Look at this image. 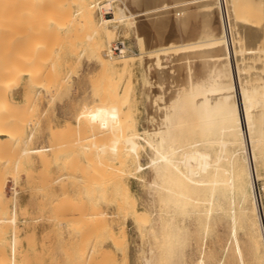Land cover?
<instances>
[{"label": "bare ground", "instance_id": "6f19581e", "mask_svg": "<svg viewBox=\"0 0 264 264\" xmlns=\"http://www.w3.org/2000/svg\"><path fill=\"white\" fill-rule=\"evenodd\" d=\"M4 1L0 0V150H3V145L6 142H10L5 144L7 146L10 144L11 146L12 144L17 145L20 142V128L18 126L20 108L18 102L15 101L17 90L16 85L13 86V82L24 75L32 82L36 76L37 79L39 76L45 78L44 75L47 78L49 73L47 67L52 62L50 59L46 60V56L42 53L46 46L45 41L52 39V37L47 36L45 41L41 40V37L39 39L37 37V34L40 33L39 30H43L40 29L43 26V20L41 22L40 18H37L38 15L36 17L35 14L39 11L37 8L45 4L48 5L45 8H49V11L52 10L51 12H54L55 15L57 11L52 8L53 3L47 2L51 0H21L18 2L21 6L17 4L20 9L18 8L17 20L15 19L12 28L13 30L14 27H17V30L12 34L14 37L11 34L10 37L8 35L10 31L6 29L7 20H2L1 17L4 16L2 14L8 15L14 10L11 9L13 7L11 6L9 9L11 13L4 11ZM53 1L56 2V0ZM75 1L78 19L88 30V35L85 37L87 39L86 49L96 57L95 63L97 65L105 64L110 69L119 71L116 77L131 72L132 63L136 58L129 55L125 56L124 46L121 47L122 49L119 48L118 54L120 55L117 58L113 57L112 49L109 46L111 42H109L108 32L109 35L113 36L116 26H122L124 31H132L141 50L137 59L144 67L142 80L147 96V102L145 101L147 121L141 134L137 131L140 136L135 137L133 135L135 138L132 136V138L127 139L125 145L120 148L121 152H129L135 156L143 151L148 157L147 165L144 168L138 160L131 163L132 174L136 175V179L139 178L138 182L143 186L147 197L141 209L133 205L129 214L131 215L129 218L132 220L133 217L134 220L132 221L134 224H132L135 228L140 229L137 244L138 264H182L185 262V249L189 242V232L188 226L183 221L189 218L195 221L202 236L198 246L200 257L198 256L197 262V264H202L204 262L203 241L209 228L212 227L209 223H214L215 214L214 220L216 222L230 224L229 242H233L239 263L244 264V261L236 237L237 227L245 230L247 236L246 250L253 263L264 264V219L260 213L259 196L261 194L259 195V191L255 187L256 180L261 178L257 172V164L264 157V0H247L241 8L244 12L239 19L235 15L240 12L238 11L240 8L236 6L239 0H105L109 9L113 10V17L104 18L100 16L99 19H96V14L92 11V0ZM51 5L53 6L51 7ZM15 7L16 5L13 8ZM45 8L42 6L43 10ZM65 8L69 10V7L65 6ZM36 9L37 12L30 13L27 11ZM56 9L59 10L57 5ZM66 12L67 10L63 12L64 15ZM12 14L10 16H13ZM48 16L50 17L49 13ZM7 23H10V19ZM69 23L71 24V22ZM11 24L13 25V22ZM76 24L79 26L78 23ZM76 26L75 28L79 30L80 27ZM22 28L24 34L20 33L21 35H19V30L22 31ZM107 28L109 29L108 32ZM50 30L49 28L48 31ZM77 32L73 31V34H77ZM53 36L55 37V35ZM69 36L67 35V38ZM72 38H74L73 35ZM9 48L12 50L11 55L8 51ZM169 50L177 52L172 53L168 61H164V55L165 53L168 54L167 51ZM75 51L78 52V49ZM53 76L57 77L55 74L50 75V77ZM93 88L95 87H92L94 93L96 88L94 91ZM49 92L51 93L50 90ZM53 92L55 93V91ZM51 96L49 95L47 98ZM97 97L99 96L97 95ZM97 97L96 99H101V97ZM44 98L46 97L44 96ZM102 100L103 97L98 103H109L107 100L104 102ZM123 100L125 99L123 98ZM29 102L31 101L29 100ZM101 103L91 106L97 115L94 119H106L110 113V104ZM117 109L121 110L122 107L119 106ZM117 109L115 113H118ZM30 120L28 121L32 123ZM81 125L86 131H95L87 137L88 141L97 135L100 142L102 141L100 136L108 137L110 133L106 120L94 121L91 120L90 116H87ZM71 126L69 125L68 128H73ZM2 138L6 139L2 140ZM30 138L31 136L27 137V144L28 139L31 141ZM109 140V144H106L107 141H104L105 143L88 142L86 148L82 147L84 150H80L81 154L73 152V156L79 154L78 157L83 158L85 162L88 159L89 162L94 163L98 159L97 156L102 158L101 154L110 153L111 157L107 160L113 159L118 152L116 137ZM68 141L62 142L58 146L62 148V145H68L69 148L71 146L70 149L72 150V145L77 143H68ZM27 144L25 143V146ZM52 144L49 143L50 146ZM19 146L17 147L19 151H16L25 161H21L20 158L11 161L14 173L27 172L26 166L31 163L32 156L35 154L38 156L40 154L42 157V154H47L52 150L50 152H53L54 157H56L57 152H59V147L57 151L56 149L54 151L53 146L48 147L47 145L45 147L35 146L38 148H26L24 146L19 148ZM65 148L66 150L69 149L67 146ZM70 156L72 157V154ZM78 157L76 156L77 159L73 160L75 163L78 160L82 161ZM49 159L48 161H45V158L43 160L50 163ZM2 160H0V164ZM4 160L2 164L5 163ZM67 162V164L70 163V161ZM8 165H10L9 162ZM3 166L7 167L6 165ZM65 166L67 165L65 164ZM42 172L45 174L44 171L40 173ZM40 175L38 174V177ZM2 181L0 177V264L7 262L14 264L17 248L15 245L19 240L12 232L9 241V256L7 257L3 246L6 225L3 224L15 222V206H12L10 216L4 187L5 182ZM213 184L216 185L214 193L207 194V190ZM66 186L64 187L66 188ZM261 188L264 192V186ZM195 190L203 194L200 199L193 200ZM10 192H12L11 197H14L16 190L13 188V191ZM63 196L65 195L63 194ZM76 196L77 194L73 197ZM60 197L59 206H64V208H68L69 205L76 206L74 210L79 208V215L81 211L83 213V200H79V202V198H76L77 200L70 201L73 197L69 199L70 197L67 195L65 196L69 199L67 203V198ZM73 202L75 204L79 202L82 205L79 207ZM88 203L91 204V202ZM66 204L68 206H65ZM94 206L97 204L94 203ZM93 212L94 210H90L86 215H84L85 212L80 215L85 227L90 229L93 228L96 221L93 222L92 220L93 214H101V211H99L100 214ZM119 214L118 211L115 212L117 219H119L117 217ZM67 216H65V220H67ZM101 216L99 219L102 218ZM82 221L80 220V222ZM96 226L98 227V225ZM85 231L83 232L86 233L87 231ZM107 233L112 234L111 231ZM110 236L108 235V237ZM111 241L114 243L113 236ZM228 249L229 247H224L223 252L226 254Z\"/></svg>", "mask_w": 264, "mask_h": 264}, {"label": "rangeland", "instance_id": "374dc122", "mask_svg": "<svg viewBox=\"0 0 264 264\" xmlns=\"http://www.w3.org/2000/svg\"><path fill=\"white\" fill-rule=\"evenodd\" d=\"M20 1L21 0H5L3 3V6L5 4V9L3 8V10L9 11V13H13H11L13 16H10L11 14H8L7 12L8 15H6V13L3 11L5 14H2V16L4 15L6 17L5 19L4 16L1 17L2 20H7V22L10 19L9 24L5 21L6 29L10 31L8 32L9 36L10 34H14L13 32L17 30V27H14L13 30L12 28L15 21L17 20V12H19L20 9L19 5L21 6V4H19L18 2ZM239 1L236 3V6L240 8L238 10L240 12H237L235 14L237 19H239L242 15V12H244V10H241V8L246 4L247 0ZM10 2H14V4L11 5ZM47 2L53 3L54 6L51 5V7L53 6L52 8H54L55 11L57 10L56 15L54 12H51L52 10L49 11V8L46 9L45 7H47L48 5L46 6L45 4H42L43 8H45L44 10L42 9V6H40L39 8H37L39 9V11L37 9L27 11H29L30 13L38 11L40 15L38 14V12L35 13L36 17L38 15L37 18H40L39 20H41V22L43 20V26L40 28L43 30H39L40 33L37 34L38 39L41 37L40 39L45 41L47 39V36L52 37V39H47L45 41L46 46L42 51V53L46 56V60L50 59L52 61L49 67H47L51 70H47L49 71V73L47 74V78L46 75H44L46 79L42 76H39V78H43H40V80L39 78L37 79L36 76L34 81L32 82L30 79H28L27 76L24 75L19 80L13 82V86L16 85L15 87L17 90L15 101L18 102V107L20 108V121L18 122V126L20 128V142L17 145L12 144V146H15L13 148L10 144V148L9 145H5L7 143L5 140L6 143H4L3 145L4 148L3 150H0L2 159L4 160L5 158V163L2 164L3 160L0 157V160H2L0 166H7L8 162L10 163V165H8L9 167H6L7 169L5 168V166H3L2 169V166L0 167L1 174L3 173L2 175L0 174V177L1 180L5 182L4 183L2 181L5 187V193L7 196L6 199H8V210L10 216L12 206H15V222L12 224H3L6 225L5 242H3L5 255L7 257L9 256L10 236L12 232H14L16 239L19 240L15 245L17 248L14 264H138L137 244L140 229L135 228V226L133 225L134 223L132 222L134 221L133 217L131 220L129 218L131 217V215L129 214L132 211L133 205H136L137 208L141 209L143 207V204L146 202L147 197L144 193L143 186L138 182L139 178L136 179V175L132 174L131 163L135 160H138L144 168V166L147 165L148 157L143 151H141V153L139 152L135 156L133 154H130L129 152H121L120 148L124 146L125 141L129 138H132L133 135H135V137L140 136L138 135L137 131H139V134H141V131L147 121V111L145 109L147 96L144 92L142 80L144 67L137 59L141 54L140 47L137 44L132 31H124L122 26L119 25L116 26V31L114 35L111 36L109 35V29L107 28L108 37L110 36L109 42H111L109 43V46L112 49L113 57L117 58V56L120 55L115 48L119 49L121 47L123 48L124 46L125 56L129 55L136 58L132 63L131 72H127L125 74H122V76L120 77H116V75L119 74V71L110 69L105 64L97 65L95 63L96 57L87 51V39L85 37L88 35V30L87 27H84L82 21L78 19L79 16L76 13V1L56 0V3L55 1L51 0ZM96 2L104 4L107 3L105 0L91 1V5H93V7L91 8L94 14H96V19H99L100 16L104 18L113 17L112 9L108 10V14L100 15L97 11L96 6L94 5ZM14 5H16V7L18 6V11L15 9L16 7L13 8ZM56 5L59 10L56 9ZM65 6H67V8L69 7L70 11L66 9ZM10 7L14 11L9 10ZM238 7L236 8L238 9ZM64 9L67 10V17L63 13L65 11ZM48 13L50 14V17L48 16ZM56 17H58L57 19L59 20H57ZM64 20H67L68 22L66 21V23ZM12 22L13 25L11 24ZM69 22H71V24ZM45 23L48 25H46ZM76 23H78L79 26ZM75 26L80 27L79 30L78 28H75ZM81 27L84 29H82ZM49 28L51 29L50 31H48ZM73 31L75 33L78 31L79 34L78 32L77 34H73ZM20 33L23 35L24 29L22 31L19 30V35H21ZM53 35H55V37ZM67 35H70L69 38H67ZM72 35L74 38H72ZM77 35L79 36L78 38ZM12 37H14V35H12ZM10 49L11 48H9L8 51L11 55L12 50ZM76 49H78V52L75 51ZM80 52L83 53L81 54ZM167 52L169 56L167 57L168 54L165 53L164 61H168V58L172 56V53L175 54L177 51L175 52L174 50H169ZM11 58L13 59V57ZM50 73L55 74L57 77H50V75L52 76V74ZM92 87L96 88V90L95 88H93V91L95 90L94 93L92 92ZM34 89L36 91H32ZM49 90L51 91V93L49 92ZM31 91L34 92L33 97L31 96ZM53 91H55V93ZM97 92L98 94H96ZM52 94L53 96H51ZM49 95L51 97L47 98V96ZM97 95L101 97V99L103 97V102L106 100L109 101V103L100 102L101 104H110V113L108 114V117L106 119H94L97 115L95 111H93L91 106L100 104L98 102L101 101V99H96ZM44 96L47 99L44 98ZM27 98L31 102H29ZM123 98L125 100H123ZM27 105L29 106V108ZM119 106L122 107L121 110L117 109ZM116 109L118 113H115ZM87 116H90L91 120L94 121L106 120L110 130L108 137L100 136L102 141L99 142L100 139L97 137V135H94V137L90 141H88L87 137L93 134L95 131H86L82 128L81 123ZM28 120H30L32 123H30ZM66 124H69L70 126L72 125L73 128H68L69 125L67 126ZM66 128L70 130L67 132L64 131L67 130ZM29 136H31L30 140L32 142L28 139L27 144V137ZM113 137H116V147L118 150L115 158L107 160V158L111 157V154L105 153L101 154L102 158H100V156H97L98 159H96L94 163H91L88 159L85 162L83 158L78 157L80 156L79 154H81L80 150L83 151L88 145V142L105 143L107 141L106 144H109V139H112ZM4 139L6 138H2V140ZM67 140H69L68 143H77L75 145H72V150L70 149L71 146L69 148L68 145H66L67 149L69 148L70 150H66V146L62 145V148L58 146L59 144H62V142H66ZM50 142L51 144L53 143V147L49 145ZM25 143L27 144L26 146ZM46 145H49L48 147H52L54 151L55 149L57 151L59 147V152H57L56 157H54L55 154H53V152H50L52 150L47 152V154H44L46 156L42 154V157L40 156V154L39 156L38 154H35L32 156L31 163L26 166L27 172L25 171L14 173L12 171V162L14 159L20 158L21 161H25V159L20 156L18 152V146L19 148H23V146L26 148H38L35 146L45 147ZM6 146L10 149H8ZM82 147L85 148L83 149ZM5 149L6 151H4ZM73 152H79V154H75V156H73ZM70 154H72L73 158L70 156ZM76 156L82 161L78 160L75 163V161L73 160L77 159ZM46 157L48 159L50 158V163L44 162V158L45 161H48V159L46 160ZM66 160L70 161L71 164H67L68 162ZM65 164L67 166H65ZM47 166L48 168H46ZM60 166H63L64 168L62 169ZM41 168L43 169L40 170ZM60 168L62 169V171L60 170ZM32 171H34V174L32 173ZM41 171H44L45 174H43V172L40 173ZM12 172L15 176L12 174ZM257 172L259 173V177L261 178H258L256 180L255 187L256 190L259 191V195L261 194L259 196V203L261 207L260 213L262 214L264 219V192L261 188L262 186H264V157L261 158L257 164ZM38 174H42L43 177L42 175L38 177ZM31 175L33 178L30 177ZM26 178L28 179V181ZM12 186L16 190V194L14 197H11L12 192H10L13 191ZM64 186H66V188ZM215 189L216 185H210V188L207 190V194L214 193ZM73 193L74 195L77 194L75 198L73 197ZM63 194L65 196L68 195V197H70L69 199H71L72 197L74 198V200L72 198L70 201H75L78 198V201L83 200L82 203L84 202V215H86L90 210H94L93 213H99V211H101L102 216L100 213V215L95 214L96 216L93 214V222L95 220L97 221L99 219V216H101L102 218L98 220V223H96V221L94 222L93 228L91 227L90 229L88 227H85L82 221V216H80L83 213L82 211L80 212V215L78 213L79 208L75 211L74 209L76 208V206H68L67 204L65 206H68V208L59 206L61 198L60 196L65 197L63 196ZM202 195L203 194L198 192V190H195L193 194V200L200 199ZM68 197H65V199L67 198V203L69 202ZM79 202H76V204L78 206L82 205ZM88 202H91L92 205ZM73 203L75 204V202ZM94 203L95 205L97 204V206H94ZM70 204L72 205V203ZM116 211H118L122 215V217L120 214L119 216H117L119 217V219L121 218L120 221L115 217ZM68 213L69 216H67ZM126 213L127 216H125ZM70 214L73 216H71ZM65 216L68 217L67 220L64 219L66 218ZM214 218H216V214ZM214 218L213 222L215 224L212 222L209 223L212 227L209 228V231L203 241L202 249L204 250V262L202 264H240L237 254L234 251L233 242H229L230 224H225L218 221L216 222ZM80 220L82 222H80ZM100 220L103 221L100 222ZM183 222L186 226H188L189 242L185 249V262H183L182 264H194L195 261V264H197L198 258L200 257L198 246L201 243L202 236L200 234L199 227L192 218L185 219V221ZM122 223L124 224L122 225ZM95 224L98 225V227ZM121 225L123 226L122 228ZM110 226L112 227V229H110ZM85 229L87 232L85 231ZM91 230L93 233L91 232ZM237 230L236 237L241 247L244 264H254L250 254L246 250L247 236L245 230L242 228L240 229V227H237ZM83 231H85L86 233H84ZM110 231L112 232V234L107 233ZM108 235L111 236L108 237ZM112 236L114 239V243L113 241H111ZM92 238L95 239L93 240ZM224 247H229L226 254L223 252ZM6 264H8V262Z\"/></svg>", "mask_w": 264, "mask_h": 264}, {"label": "built area", "instance_id": "2783aa9c", "mask_svg": "<svg viewBox=\"0 0 264 264\" xmlns=\"http://www.w3.org/2000/svg\"><path fill=\"white\" fill-rule=\"evenodd\" d=\"M95 6H96V8H97V11H98V13L99 14H108L109 13V6L107 5V4H104V3H100V2H96L95 3ZM118 52H120V49H117V48H115ZM114 49V50H115Z\"/></svg>", "mask_w": 264, "mask_h": 264}]
</instances>
